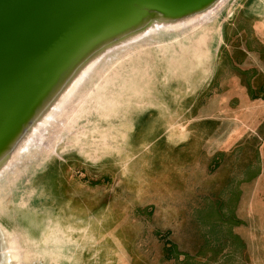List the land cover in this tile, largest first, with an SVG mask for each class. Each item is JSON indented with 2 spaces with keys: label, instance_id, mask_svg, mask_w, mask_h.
<instances>
[{
  "label": "rangeland",
  "instance_id": "374dc122",
  "mask_svg": "<svg viewBox=\"0 0 264 264\" xmlns=\"http://www.w3.org/2000/svg\"><path fill=\"white\" fill-rule=\"evenodd\" d=\"M206 44L201 45L207 46ZM182 45L184 50H180L181 45L178 43L168 46L165 51L156 50V47L145 50L144 53H148L155 49L150 66L151 72L149 71L151 78L140 82L135 92L122 99L121 106V91L124 93L128 90L126 88L130 86L131 77L129 74L138 66L136 59L128 57L124 60L122 72L120 68L112 72L109 76L110 81H106L107 77H102L104 83L109 82L106 83L107 89L103 87L105 88L103 93L102 91L98 93L101 81L96 85L93 94H89L93 103L87 99L89 95L83 102L76 101L75 103L79 104H74L73 109L74 111L80 109L81 113L67 116L68 122L63 130L57 131L56 138L53 136L54 130L49 134V141L47 135L43 138L44 143L49 142L44 152L49 151L48 147H55L56 153L49 152L48 156L42 153L24 173L15 194L24 187L29 188L24 190L25 198L23 197V202L26 201L24 204L27 205L20 207V204L17 210V204H9L10 212L3 209L0 214V218L6 220L10 231H14L18 239L22 238L23 234L32 233L37 242H42L37 254L40 264H163L159 262L160 259L158 261L157 256L162 255L163 247L169 240H178L180 237L194 238L196 224L200 222L195 209L211 199L197 198V195L187 193L194 189L183 186L189 181V177H183V184H180V188L187 193L186 197L182 198L183 200L170 197L172 192L169 183L178 181L179 174L174 173L185 170V165H179V156L182 155L178 152L179 141L178 143L174 141L177 148L164 151L161 125L156 124L155 128L150 125L152 121L159 120L147 119V114L153 109L163 111L161 108L165 102L173 112L180 113L184 110L176 104L178 90L184 89V83L177 80L189 74V69L183 65L196 62L197 58L189 49L200 44L189 40L184 41ZM134 57L144 59L141 55ZM144 64L146 62L143 61L142 65ZM127 83V87H122ZM146 83H150L148 87L145 86ZM169 84L173 85L169 87ZM150 87L151 91L148 93ZM139 91L143 93V98H140ZM98 96L102 97L101 101L97 100ZM114 100L119 101L120 106L110 108L114 105ZM106 107L110 110L104 111ZM133 124L136 126V132L132 135ZM165 124L178 127V117L169 119ZM61 139L62 141H59ZM129 140L134 145L130 156L125 151L130 146L125 145ZM179 151L182 152V149ZM232 153L227 160L230 162L227 173L220 172L218 179L215 175L206 177L204 182L199 181L196 189L208 193L216 191L233 193L235 198L228 200L229 204L225 198L223 207L230 206L235 208V211L242 208L244 190L243 196L247 198L243 199V211L250 216L248 219L251 222H259L258 219L264 216V166L263 160H260L264 153L252 149L249 152L250 160L256 165L250 167L240 165V160L248 153L247 150L243 151V148L238 147L237 151ZM57 156L67 162L59 163L60 166L58 163L55 164ZM221 161L220 159L219 162ZM51 163L58 165L60 170L59 199L63 201V195L81 197L87 204L84 216H90L94 226L98 224V227L102 228L97 230L90 227L93 230L85 232L78 229L65 230L74 239L71 246L66 240H59L58 245L48 248L43 242L46 239L43 230L39 227L37 230L34 229L28 221L39 217L46 225L52 222L53 226L55 220L58 217L62 218L61 216L68 218L66 222L73 221V209L68 201L60 203L53 194L51 197V193L45 195L47 198L40 206H32V200L41 192L38 184H34V180L44 164ZM129 166L135 169L136 175L133 180H129L125 175ZM45 173L46 171L42 176H45ZM54 174L55 172H52L49 176ZM14 199L18 200L19 196ZM181 200L183 204L179 207L178 203ZM105 214L109 216V223ZM10 219L12 221H9ZM21 244L25 250L30 247V243L27 244L23 238ZM26 255L27 263L31 264L32 259L28 257L31 253L27 251ZM150 256H155V260Z\"/></svg>",
  "mask_w": 264,
  "mask_h": 264
},
{
  "label": "water",
  "instance_id": "95a60500",
  "mask_svg": "<svg viewBox=\"0 0 264 264\" xmlns=\"http://www.w3.org/2000/svg\"><path fill=\"white\" fill-rule=\"evenodd\" d=\"M221 1L0 0V171L12 161L22 145L26 143L32 129L90 61L102 57L114 47L136 43L137 38L146 35L151 29L155 30L157 25L176 24L206 15ZM239 3L240 0H232L216 19L205 25L203 31L195 36H192L190 30L179 33L175 31L160 33V40L167 44L156 50L165 51V48L176 43L181 45L180 50H184L182 43L189 40L200 44L189 49L197 58L196 62L184 64L183 66L189 69V74L177 81L184 83L194 79L201 73L198 70V64L213 61L221 42L222 26L227 20L233 18ZM176 37H181L180 42H175ZM202 43H207V46H202ZM169 85L171 87L173 84ZM150 91L151 87L147 92ZM169 91L172 92L170 89ZM139 95L143 97L141 91ZM82 98V95L76 97L71 111L74 112L75 102ZM154 110L156 109L152 111ZM64 116L66 118L67 114ZM59 125L58 122L57 127L50 128L47 133L48 141L50 132L54 130L55 133ZM54 133L53 136H55ZM45 144L44 147L47 149V142ZM35 151L36 149L31 152L30 157H33ZM29 159L16 168L15 173H8L0 183V195L3 194L0 200V214L3 209L10 212L9 204H13L11 202L15 187L22 182L20 178L21 176V180L24 178V173L27 172L25 168L29 169L30 164L38 158ZM63 162L67 161L56 157L55 164ZM55 164H44L34 184H38L40 193L51 190L57 201L60 203L68 201L67 203L71 205L72 222H66L68 218L63 216L56 219L62 222L66 231L91 230L90 227L94 225L92 219L90 216H84L87 205L76 196L63 195V201L59 199L60 164L59 166ZM45 171V176H42ZM52 172L55 174L50 177L53 178L55 186L50 189L48 178ZM24 202L22 198L20 207L27 205ZM20 207L16 209L19 210ZM40 219L35 217L28 221L34 229L37 230L38 227L42 229L43 236L44 233L49 232L50 226L54 228L58 224L55 220V226L52 222L46 225V222L43 223ZM5 221L0 218V264H7L3 259L6 255H10V252L13 264H28L27 251L31 253L28 255L32 259L31 264H40L37 254L42 242H37L32 233L23 234L22 238L27 241V244L30 243L28 250H25L21 244L22 238L18 239L17 234L10 231V226ZM69 226L75 228H69ZM55 236L57 237L56 234ZM68 238L73 244L74 239L70 234ZM59 240L63 239L52 238V241H57L56 245ZM50 241L51 239H44L43 242L47 245Z\"/></svg>",
  "mask_w": 264,
  "mask_h": 264
},
{
  "label": "crops",
  "instance_id": "0c3cea01",
  "mask_svg": "<svg viewBox=\"0 0 264 264\" xmlns=\"http://www.w3.org/2000/svg\"><path fill=\"white\" fill-rule=\"evenodd\" d=\"M198 65L201 73L184 82V89L178 90L176 104L183 111L173 112L165 102L163 111L147 115V119L159 120L150 125L152 128L161 125L164 151L176 147L174 141H179L178 152L182 153L179 165H185V170L174 173L179 174L178 181L168 182L170 197L180 200L192 193L197 198L211 199L195 209L200 222L196 224L194 238L169 240L162 255L157 256L158 261L163 264H264V216L259 222L248 219L250 216L243 211V199L247 198L243 196L244 190L242 208L235 211L233 207H223L225 198L228 204V200L235 198L233 193L196 189L206 177L215 175L218 179L220 172L227 173L230 165L227 160L238 147L248 151L240 160L242 166L256 165L250 160L252 149L264 153V0H240L233 18L222 26L215 58ZM177 117L178 127L165 124ZM134 129L133 124V134ZM133 148L128 151L132 153ZM260 160L264 166V157ZM125 175L133 180L135 169L129 166ZM183 177H189L183 186L194 188L187 193L180 188ZM77 199L87 205L81 197ZM150 257L155 260V256Z\"/></svg>",
  "mask_w": 264,
  "mask_h": 264
},
{
  "label": "bare ground",
  "instance_id": "6f19581e",
  "mask_svg": "<svg viewBox=\"0 0 264 264\" xmlns=\"http://www.w3.org/2000/svg\"><path fill=\"white\" fill-rule=\"evenodd\" d=\"M231 2H232V0H222L209 13H207L206 15L200 16L196 19H193V20L184 21V22H180V23H176V24H163L160 26L157 25L155 27L156 28L155 30L151 29V31L149 33H147L146 35H142L139 38H137L138 40L136 43L128 44L125 46L123 45L122 47L118 46L119 48L114 47V48L110 49L102 57L95 59L93 61H90L87 64V66L72 80V83L69 85V87L63 93V95L60 97V99L47 112V114L40 120V122L32 129V132L30 133V135L26 139V143L22 145L21 149L18 151V153L15 155V157L12 159V161L9 164H7L0 171V183L3 182V179L6 177V175L8 173H10V172L13 173L16 168H19L24 163L25 160H27L29 158H30L29 160L38 158V155H40L42 153L44 156H48L49 152H51L52 154L56 153L55 147L54 148L50 147L49 151L47 150L46 152H44V150H45L44 146L46 145L45 144L46 142L44 143L43 138H46L45 136L47 135L50 128L55 127L56 124H58V122L60 125L58 126L57 131H59L60 129H62L64 127V125H66L68 120L65 118L64 115L67 114V116H68V114H70L71 112H72V114L77 113V115L79 113H81L80 109L77 111H74V112L71 111L72 110L71 109L72 103L76 99L77 96L82 95L83 98L81 99V102H83L84 98L87 97V95L93 94V92L95 91L96 85L100 84L101 81H102L101 85L98 86L99 87L98 93H100V91H102V93H103L105 91V88L107 89L106 83H109V82L104 83L105 80H102V77H107L106 81H110L109 76L112 75V72H115L119 68L121 71L122 67H123L124 60H126L128 57L131 56V58H134V60L136 59V63L138 66L136 67V69L131 74H129L131 76L130 80H129L130 86L127 87L128 83L125 86H122V87H127L126 90L128 89L127 91L124 90V91H126L124 93H123V91H121L122 94L120 96L121 97L120 98V101H121L120 105H122L123 104L122 99L124 97H126L127 95H131L132 92H135V90H136V88H138V85L140 82L144 81V79H146V78L147 79L151 78V76L149 75V71L151 72L150 66H152L151 62L153 59V57H152V55L154 54L153 52H155V49H157L159 47H163L167 44V42L162 43V40H160V38H159L160 33H163V32L173 33L172 31L179 33V32H186L187 30H190L191 31L190 33L193 34L192 36H195V35H197V33H200L203 31V28L205 25H207L208 23H210L211 21L216 19L222 13V11L229 4H231ZM189 26H191V27H189ZM186 27H188V28H186ZM179 30H181V31H179ZM180 38L181 37H176V39H174L175 42H180ZM150 47H156V48L151 49V51L148 53H144V51L149 49ZM139 55H141V58H144V59H139V58L134 57V56H139ZM148 55H150V56H148ZM143 61L146 62V64L142 65ZM133 77H134V80H133ZM103 79H105V78H103ZM104 86H105V88H103ZM145 86L148 87V83H146ZM143 91H144V89H143ZM75 94H77V95H75ZM90 96L91 95H89L87 99L91 100L92 101L91 103H93L92 96L91 97ZM101 98H102L101 96H98L97 100L101 101ZM140 98H143V97L141 96ZM111 103H109V104L111 105ZM113 103H114V105L110 106V108L111 107L116 108V107L120 106L119 101H117V100L116 101L114 100ZM78 104H79L78 102H77V104L75 103V105H78ZM103 110L107 111L110 109L108 107H106ZM94 112L95 111H93V113ZM71 119H72V117H71ZM73 120H74V118H73ZM70 122L71 121H69V123ZM133 131H135V129ZM56 132L54 133V135H55L54 138H56V135L58 134ZM59 141H62V139ZM47 143H49V142H47ZM126 145H130L127 149H125L126 153L130 156L132 153H131V151H128V150H130V147H134V145H133V143H131V140H129L126 143ZM35 149H36V151L33 154V157H30L31 152ZM24 167L25 166H23V168ZM25 169L28 171L27 167ZM21 178H22V176H21ZM21 178H20V181H21ZM48 183H49L48 186H50V189H53L55 184H54L53 178H51L50 176L48 178ZM19 185L16 187L18 188ZM16 187L13 191L14 195H13V201L11 203H13L14 205L17 204V207H19V203L22 201V198L25 197L24 192L28 188L24 187L23 189L19 190L17 192V194H15ZM48 193H51V197H52L53 192L51 190L46 191V193L43 192V195H42V193H39V195L32 200L33 205L35 207L40 206V204L45 202L44 199L47 198L46 196L48 195ZM17 196H19V199L18 200L14 199V197L16 198ZM2 197H3V194L0 195V200ZM107 217H108V223H109V216H108V214H105L106 219H107ZM56 221L58 224L54 227L55 229L52 228V226H50L49 232L44 233V237L47 240L51 239V241L47 243V245H48L47 247L49 248V246H50V248H51L53 245H56L57 241H52V238H54V237L56 239L61 238L63 240H66L67 241L66 243L69 246H71L72 241L68 238V234L65 232L66 228L63 226V224L60 220H56ZM69 228H75V227L69 226ZM92 228L97 229V230L102 229L101 226L98 227V224L95 226L93 225ZM82 230H83L82 232L86 231L85 229H82ZM55 234L59 238H57L55 236ZM37 245L38 244L36 243V246ZM16 254L17 253H15L14 255H16ZM15 257H17V255ZM3 261L6 262L7 264H13L11 252H10V255H6L5 259H3Z\"/></svg>",
  "mask_w": 264,
  "mask_h": 264
}]
</instances>
